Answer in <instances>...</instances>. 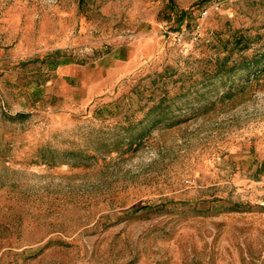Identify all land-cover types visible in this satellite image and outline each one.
I'll use <instances>...</instances> for the list:
<instances>
[{"label": "rangeland", "instance_id": "374dc122", "mask_svg": "<svg viewBox=\"0 0 264 264\" xmlns=\"http://www.w3.org/2000/svg\"><path fill=\"white\" fill-rule=\"evenodd\" d=\"M262 53L264 0H0V264H264Z\"/></svg>", "mask_w": 264, "mask_h": 264}, {"label": "trees", "instance_id": "16d2710c", "mask_svg": "<svg viewBox=\"0 0 264 264\" xmlns=\"http://www.w3.org/2000/svg\"><path fill=\"white\" fill-rule=\"evenodd\" d=\"M263 64H264V53L254 56L249 62L244 63L241 76L248 75L250 73H254V74L261 73Z\"/></svg>", "mask_w": 264, "mask_h": 264}, {"label": "built area", "instance_id": "2783aa9c", "mask_svg": "<svg viewBox=\"0 0 264 264\" xmlns=\"http://www.w3.org/2000/svg\"><path fill=\"white\" fill-rule=\"evenodd\" d=\"M181 38V36L180 37H178V39H180Z\"/></svg>", "mask_w": 264, "mask_h": 264}, {"label": "crops", "instance_id": "0c3cea01", "mask_svg": "<svg viewBox=\"0 0 264 264\" xmlns=\"http://www.w3.org/2000/svg\"><path fill=\"white\" fill-rule=\"evenodd\" d=\"M120 70H122V68Z\"/></svg>", "mask_w": 264, "mask_h": 264}]
</instances>
